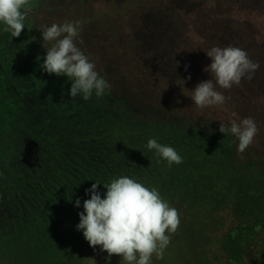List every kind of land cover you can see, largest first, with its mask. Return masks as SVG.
Instances as JSON below:
<instances>
[{
  "label": "trees",
  "instance_id": "obj_1",
  "mask_svg": "<svg viewBox=\"0 0 264 264\" xmlns=\"http://www.w3.org/2000/svg\"><path fill=\"white\" fill-rule=\"evenodd\" d=\"M83 2L89 9L86 17L77 13L76 18L74 15L70 18L72 14L69 13L78 4L61 9L65 15L68 12L66 22L74 23L78 32L88 36L93 31L94 36L89 35L88 38L91 42L88 49L82 46L79 33L77 41L82 53L95 63L100 76L106 75L111 88L106 89L101 97L93 93L88 100H84L82 94L72 98L69 94L71 81L67 76L61 75L59 82H55L39 72L36 75L44 76L45 79L40 80L43 84L33 81V87L24 86L28 88L27 98H22L25 101L20 100L19 103L14 95L9 98L0 90V120L5 122L2 124L0 121L4 129L0 130V264H81L82 258L93 250L82 230L76 228L83 201L90 198V193L85 190L98 181L101 183L98 191L103 198L107 191L103 183L120 176H128L158 191L166 188L176 192L184 183L186 195L183 200L191 207L213 205L217 194L231 197V206L235 210L263 217L249 230L242 248L250 264H264V179L259 177L255 180L244 175L232 181L221 168V163L217 164L218 153L216 155L215 152L209 154L211 162L219 166L215 165V171L213 167L210 171L204 164H201L204 168L197 165L193 175L186 179L182 169L194 164L180 163L177 177L172 175V180L162 179L158 174L163 170L168 174L175 172L176 164L169 167L154 151H148L145 147L147 142L138 136L140 131L149 129L172 137L188 131L189 122L219 129L220 124L202 114L203 110L196 106H192L193 110L189 108L188 95L202 81L199 75L206 67L202 63L205 59L209 64L212 62L206 51L219 47L221 40L214 36L204 38L205 27L200 16L188 12L187 0ZM40 3L38 10L31 7L28 11L25 28L19 37H11L0 24V66H13L3 81L7 88L11 85L17 88L13 76L25 75L26 66L43 64L46 52H37L40 46L46 45L40 26L59 24L54 14L59 6H53L51 0ZM37 13H47V16H42L46 20L44 23ZM101 17L107 23L102 24L104 26L99 30L96 21H101ZM84 22H92L93 27H85ZM236 23L233 27L244 28L243 23ZM211 24L214 25L212 33L220 31L217 28L220 21L215 19ZM103 27L110 28L111 33L104 35ZM175 36L193 47L192 61H186L184 54H179L178 58L174 56L171 42ZM27 75L26 82L30 78ZM189 76L191 82L187 79ZM47 88L52 91L50 93L59 91V96L67 103V109L56 115L48 126L53 131L44 142L49 144L45 151L48 161L37 167L23 162L17 164L19 149L9 137L13 126L8 121L11 118L9 114L19 110L24 114L20 116L19 126L25 132L31 128L37 130L34 122L29 120L34 116L30 111L33 107L31 102H44L45 93L49 95ZM34 90L36 96L32 94ZM15 127L17 129L18 126L15 124ZM118 128L125 130L123 134L116 132ZM188 132L193 135L199 133L197 129ZM171 140L174 141L173 138ZM165 143L172 147L171 142ZM198 149L194 153H200ZM242 158V169L247 173L264 170V154L248 147ZM19 164L20 169L14 171ZM77 198L81 201L79 207L75 206Z\"/></svg>",
  "mask_w": 264,
  "mask_h": 264
},
{
  "label": "rangeland",
  "instance_id": "obj_2",
  "mask_svg": "<svg viewBox=\"0 0 264 264\" xmlns=\"http://www.w3.org/2000/svg\"><path fill=\"white\" fill-rule=\"evenodd\" d=\"M41 1L46 3V1L50 0H31V7L37 9ZM51 2L54 3L52 4L53 6H59V10L54 13L59 19V24L66 22L67 20L65 18L68 15V12L67 15H65V11L61 8H67L70 5L78 4L77 7L71 10L73 13H69L72 14L70 18L73 15V17L76 18L75 15H77V13H81L84 17L88 16L89 9L88 6L85 5L86 2H83V0H51ZM89 2H91V4L93 3L92 1ZM98 3H100V1H98ZM93 4H95V2ZM186 6H188V12L200 16L199 19L202 21L203 27H205V39L212 36L217 37L222 42L219 46L221 48L228 46L239 47L247 52L250 60L259 64V68L252 75L251 79L244 78L239 85L234 84L231 89L219 88V91L226 97L225 103L219 106L206 107L203 109L202 114L205 116L208 115V118L217 122V124L223 123L224 125H226L225 123L230 125L233 119L239 122L246 117L253 118L258 131L249 148L260 154H264V108L259 110L256 109L261 108L260 106L262 105L260 104L259 106L255 102L257 100L261 101L260 98L264 96V92H262L264 87V66H260L263 60V50H261V46L259 45V39L262 34L264 35V0H187ZM42 16H47V13H42L41 15L37 13V17L44 23L46 20ZM67 17H69V15ZM100 19L101 21L99 19L96 21L99 30L104 26L102 24L107 23L104 17ZM215 19L220 21V25L217 26L220 31L212 33L211 28L214 25L211 23ZM174 20L176 21L175 18H173V21ZM236 22H240V24L243 23L244 28L237 29L233 27L235 24L237 25ZM84 25L90 29L93 27L92 22H84ZM220 26H225V29ZM78 33L80 39H82V46L88 49L91 43L88 38H90L89 35L94 36L93 31L91 30L88 36L87 33ZM110 33V28L103 27L104 35H109ZM74 42L81 50L82 48H80L81 46L79 45V41H77V37ZM171 43L174 56L177 57L179 54H184L186 61L189 59L192 61L193 47L191 45L184 44L179 36H175ZM204 43H207L206 40ZM50 46L49 43H46V45L43 44L37 52H46V48ZM206 46L208 45L206 44ZM32 63L35 64L34 62ZM202 64L203 66L210 65L206 59ZM7 67L8 66H0V90L9 96V98L14 95L13 98L15 101L18 100L19 103L20 100L25 101V99H22L23 96H25V98L28 96V88L26 89L24 86L33 87V81L41 84L42 82H40V80H42V78L45 79L43 75L37 77L36 74L39 72H43L44 75L54 79L55 82H59V76L48 74L42 70L41 66H26V73L30 76L28 82H26V73L20 76L14 75L13 83L18 89L12 85L7 88L3 81L5 77L7 78L6 74L9 72V68L12 69L13 66ZM204 69L205 68L202 69L199 78H201L202 81L211 79L210 72L204 71ZM102 76L107 80L105 74H102ZM108 81H110V79H108ZM189 82H191L190 79ZM23 88H25V91L22 90ZM15 90L17 91L15 92ZM32 92V94L36 96L35 90ZM46 92L49 93V95L45 93L47 97H43L44 102H31L33 103V107H31L30 111H33L35 117L32 115L29 120L34 122V125L38 128L37 130L31 128V131L25 132V129L19 126L22 120L20 116L24 115L19 112V110H15L9 114L11 118L8 119V121L13 123L10 133L11 136L9 135V137L13 145L17 146L19 149V154L16 157V159H18L17 164L23 162L24 165L37 167L43 164V162L45 163L48 161L45 151L49 144L45 143V145L44 142L46 141L45 137L47 138L50 133L53 132L48 126L55 120L56 115H59L60 112L67 109V103L59 96V91L50 93L52 91L47 88ZM191 94L188 95L189 104H191L189 108L193 110L192 106L195 105L190 97ZM35 96H33V98ZM11 100L14 101L12 98ZM192 112L190 115L193 116ZM142 116L144 119L147 118L146 115ZM1 123L5 124L4 120L1 121ZM1 123L0 130L2 132L4 129ZM15 124L18 126L17 129ZM187 127L188 131L194 132V129H197L199 133L193 135L191 132L185 131L182 132V134L176 133L170 137L171 135L159 134L145 129L140 131L138 136L139 138L141 137L140 139L144 142H147L150 137L156 139L158 143L167 146L168 143L165 142H171L172 147L175 148L178 154L183 158L181 164H194V166L192 165L190 168L182 169V173L186 179L193 175L194 168L197 165L201 168L208 167L210 171L213 167L215 171L216 167L219 165L218 163H221V168L224 172L229 174L232 181L244 175H250L253 179L255 178V180L259 177L264 179V170L262 171V169L253 174L247 173L242 169L243 158L241 159V156L244 152L237 151L238 139L235 136L230 133H221L217 128L211 129V125L206 126L204 124L189 122ZM118 129L119 130H116V132H121V134L125 131L120 128ZM171 138L174 139L173 142ZM227 146L228 149L225 150ZM197 147H199L198 150H200L198 154L194 153ZM210 152H215L216 155L218 153V165L211 162L209 157ZM201 164H204V167H202ZM20 166L21 164L16 165L14 171H18ZM175 167L177 172L172 171L168 174L163 170L158 176L162 179L167 178L172 180L174 178L172 175L176 176L179 172L178 164H176ZM198 167H196V169ZM184 187L185 184L183 183L181 187L178 188L179 191L173 192L166 188L162 189L164 191H159L161 197L166 200L171 207L178 210L180 214V225L177 232L171 236V242L163 251L162 258H157L154 254L152 257V264H250L244 256L242 245L245 242V237L249 230L258 222L262 221L263 217H253L256 213L250 214L245 212L246 214H242L240 211L235 210L231 206V197L225 196V194H223L224 196L219 194L215 195L216 197L213 201V205L191 207L183 200L186 195ZM174 188L176 189L177 187L174 186ZM167 192L170 193L167 194ZM188 193L189 192H187V194ZM203 194L206 195L207 193L203 192ZM260 211L261 210H258L257 212ZM81 264H124V262L121 260L120 256L115 254L108 257L107 253L101 251L98 246L95 249L93 248L90 253L82 258Z\"/></svg>",
  "mask_w": 264,
  "mask_h": 264
},
{
  "label": "clouds",
  "instance_id": "obj_3",
  "mask_svg": "<svg viewBox=\"0 0 264 264\" xmlns=\"http://www.w3.org/2000/svg\"><path fill=\"white\" fill-rule=\"evenodd\" d=\"M31 9V0H0V24L11 37H19L25 28L24 21ZM42 40L49 43L42 70L57 76L65 75L71 81L70 96L82 94L84 100L105 94L111 85L95 70L94 62L77 47L75 38L77 26L72 22L41 25ZM212 62L204 71L211 79L199 82L191 90L194 105L203 110L206 107L223 105L224 94L217 90L231 89L244 78L251 79L259 68L257 62L249 59L245 50L239 47L214 46L206 51ZM187 68V65L185 66ZM191 79V77H187ZM184 83V81H183ZM230 127L220 124L219 131L232 134L238 139V152H244L257 134L253 118L246 117L239 122L233 119ZM145 147L171 167L180 164L183 158L171 146L158 143L152 138ZM96 181L86 193L90 198L83 201V211L78 213L77 230H82L85 240L94 249L100 247L108 257L118 255L124 264H152V257L162 258L163 251L171 242L180 225L178 210L164 200L156 188H149L128 176L114 178L103 183L107 189L103 198ZM80 199L75 206H80Z\"/></svg>",
  "mask_w": 264,
  "mask_h": 264
},
{
  "label": "flooded vegetation",
  "instance_id": "obj_4",
  "mask_svg": "<svg viewBox=\"0 0 264 264\" xmlns=\"http://www.w3.org/2000/svg\"><path fill=\"white\" fill-rule=\"evenodd\" d=\"M259 45L261 46V50H263V60H262V64L260 65V66H264V35L262 34V36L260 37V39H259ZM262 92H264V87H263V90H262ZM261 101L260 100H257V101H255L259 106H260V104L262 105V106H260L261 108H256V109H262V108H264V96H262L261 98Z\"/></svg>",
  "mask_w": 264,
  "mask_h": 264
}]
</instances>
